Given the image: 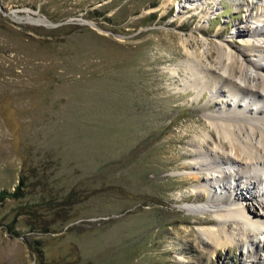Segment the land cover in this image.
Returning a JSON list of instances; mask_svg holds the SVG:
<instances>
[{
	"label": "rangeland",
	"instance_id": "1",
	"mask_svg": "<svg viewBox=\"0 0 264 264\" xmlns=\"http://www.w3.org/2000/svg\"><path fill=\"white\" fill-rule=\"evenodd\" d=\"M260 4L0 0V264H251L249 243L211 257L185 241L216 217L190 176L217 174L182 168L191 139L236 107L203 70L188 79L183 41L244 49ZM235 191L264 214L259 191Z\"/></svg>",
	"mask_w": 264,
	"mask_h": 264
},
{
	"label": "bare ground",
	"instance_id": "2",
	"mask_svg": "<svg viewBox=\"0 0 264 264\" xmlns=\"http://www.w3.org/2000/svg\"><path fill=\"white\" fill-rule=\"evenodd\" d=\"M173 1L165 0V4L169 5ZM259 1V10L264 9V1ZM261 16L264 17V13ZM248 20L252 22V27L239 30L241 35L248 36L243 41L246 45L244 49L236 50L228 43L214 42L208 52L201 53L192 50L194 43L190 39L183 41L190 68L187 71L188 79L195 86H200L195 76L203 70V75L200 76L211 95L215 98L227 96L237 108L232 109L228 101L224 102L223 105L229 110L212 116L215 128L208 130L210 137L203 139L198 136L197 139H191V150L182 168L195 173L204 171L207 174H217V180L209 175L190 176L196 183L195 198H201V192L205 191L215 207L212 213L216 217L204 216L197 220L202 225H210L202 230L206 238L188 231L185 241L190 244L198 241L209 249L211 257L221 247L229 248L228 250L233 245L246 248L245 244L249 243L254 251L246 249L247 260L251 264H264V241L260 240V236H264V214L242 202L244 198L235 191L236 188L247 191L250 196L246 198L249 200L255 197L252 189L259 191L263 197L260 206L264 210V104H261L264 103V65L246 57L248 52H252L260 60H264V23L254 14ZM226 29L227 27L221 31ZM237 96L245 102L244 107L237 101ZM236 162L242 163L243 168L229 171L227 168H234ZM231 189L235 196L226 192ZM231 200L233 206L225 204ZM237 202L240 204L235 205Z\"/></svg>",
	"mask_w": 264,
	"mask_h": 264
},
{
	"label": "trees",
	"instance_id": "3",
	"mask_svg": "<svg viewBox=\"0 0 264 264\" xmlns=\"http://www.w3.org/2000/svg\"><path fill=\"white\" fill-rule=\"evenodd\" d=\"M154 3H152V5H153ZM3 191H1L0 193H2Z\"/></svg>",
	"mask_w": 264,
	"mask_h": 264
}]
</instances>
